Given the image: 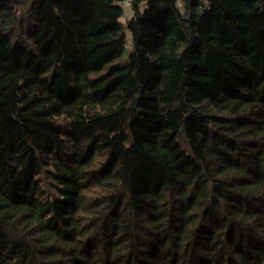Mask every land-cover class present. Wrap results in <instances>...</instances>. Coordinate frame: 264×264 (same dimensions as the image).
<instances>
[{
  "label": "trees",
  "instance_id": "16d2710c",
  "mask_svg": "<svg viewBox=\"0 0 264 264\" xmlns=\"http://www.w3.org/2000/svg\"><path fill=\"white\" fill-rule=\"evenodd\" d=\"M123 1L0 0V264H264V0Z\"/></svg>",
  "mask_w": 264,
  "mask_h": 264
},
{
  "label": "built area",
  "instance_id": "2783aa9c",
  "mask_svg": "<svg viewBox=\"0 0 264 264\" xmlns=\"http://www.w3.org/2000/svg\"><path fill=\"white\" fill-rule=\"evenodd\" d=\"M132 3V0H124L123 1V6H124V9H125V12L128 14H131L132 13V10H131V5Z\"/></svg>",
  "mask_w": 264,
  "mask_h": 264
},
{
  "label": "rangeland",
  "instance_id": "374dc122",
  "mask_svg": "<svg viewBox=\"0 0 264 264\" xmlns=\"http://www.w3.org/2000/svg\"><path fill=\"white\" fill-rule=\"evenodd\" d=\"M129 15H130V14L128 13V14H127V15H125V16H126V17H128ZM126 17H125V18H126Z\"/></svg>",
  "mask_w": 264,
  "mask_h": 264
}]
</instances>
